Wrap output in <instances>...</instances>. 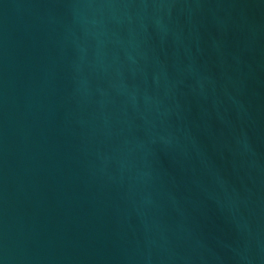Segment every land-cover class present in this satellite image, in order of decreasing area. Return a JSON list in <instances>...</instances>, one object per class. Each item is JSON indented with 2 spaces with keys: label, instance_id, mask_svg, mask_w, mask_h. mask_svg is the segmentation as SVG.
Here are the masks:
<instances>
[{
  "label": "water",
  "instance_id": "obj_1",
  "mask_svg": "<svg viewBox=\"0 0 264 264\" xmlns=\"http://www.w3.org/2000/svg\"><path fill=\"white\" fill-rule=\"evenodd\" d=\"M0 264H264V0H0Z\"/></svg>",
  "mask_w": 264,
  "mask_h": 264
}]
</instances>
